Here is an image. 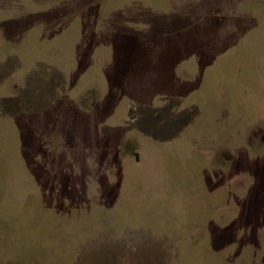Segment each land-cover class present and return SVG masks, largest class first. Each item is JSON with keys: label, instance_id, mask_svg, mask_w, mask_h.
<instances>
[{"label": "rangeland", "instance_id": "1", "mask_svg": "<svg viewBox=\"0 0 264 264\" xmlns=\"http://www.w3.org/2000/svg\"><path fill=\"white\" fill-rule=\"evenodd\" d=\"M263 244L264 0H0V264Z\"/></svg>", "mask_w": 264, "mask_h": 264}, {"label": "trees", "instance_id": "2", "mask_svg": "<svg viewBox=\"0 0 264 264\" xmlns=\"http://www.w3.org/2000/svg\"><path fill=\"white\" fill-rule=\"evenodd\" d=\"M174 57V56H173ZM173 57H171V58H169L168 60H171V63H172V58ZM166 59V58H165ZM171 66L173 67V65L171 64ZM169 67V68H171V70L169 71V73H170V77L173 75V72H172V67ZM209 76V79H211V77H212V75H208ZM208 76H205V79H203V80H208ZM204 77V76H203ZM201 80V79H200ZM209 81V80H208ZM187 93V96L189 97V95L190 94H192V90L189 92V88H188V92H186ZM186 95V94H185ZM109 102V101H108ZM245 208V207H244ZM232 227H235V226H232ZM230 227L229 228H227V230H225V231H222L219 235H222V237H223V239H225V241H224V243L225 244H232L233 242H234V238H235V241H238V239H240V237H241V235L239 234V236H233V235H231V234H233L232 232H230ZM217 234V235H218ZM216 235V236H217ZM221 237V236H220ZM231 238H232V240H233V242H232V240H231ZM264 245V244H263Z\"/></svg>", "mask_w": 264, "mask_h": 264}]
</instances>
